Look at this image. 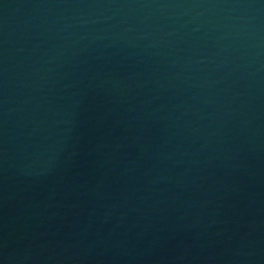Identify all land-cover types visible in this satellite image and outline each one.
Returning a JSON list of instances; mask_svg holds the SVG:
<instances>
[{
  "label": "water",
  "instance_id": "water-1",
  "mask_svg": "<svg viewBox=\"0 0 264 264\" xmlns=\"http://www.w3.org/2000/svg\"><path fill=\"white\" fill-rule=\"evenodd\" d=\"M0 264H264V0H0Z\"/></svg>",
  "mask_w": 264,
  "mask_h": 264
}]
</instances>
